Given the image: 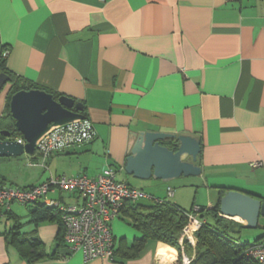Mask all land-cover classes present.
<instances>
[{"label":"crops","instance_id":"1","mask_svg":"<svg viewBox=\"0 0 264 264\" xmlns=\"http://www.w3.org/2000/svg\"><path fill=\"white\" fill-rule=\"evenodd\" d=\"M0 50L7 52L1 71L11 77L0 94V117L7 116L9 92L19 82L82 103L95 133L52 153L44 165L35 149L26 162L29 174L9 183L1 176L3 184L26 188L49 174L95 177L111 167L116 180L183 210L212 208L228 189L264 200V0H0ZM140 131L199 137L200 174L166 182L126 173L133 133ZM189 186L201 192L199 200ZM47 197L82 202L76 192ZM25 207L28 231L46 255L34 264H182L183 256L194 255V248L178 253L153 239L133 258L84 261L80 251L65 256L64 248L55 254L57 221L35 222V206ZM259 220L255 236L264 232ZM110 224L114 248L140 236L124 213ZM0 264H27L4 234Z\"/></svg>","mask_w":264,"mask_h":264},{"label":"built area","instance_id":"2","mask_svg":"<svg viewBox=\"0 0 264 264\" xmlns=\"http://www.w3.org/2000/svg\"><path fill=\"white\" fill-rule=\"evenodd\" d=\"M6 51L2 52L5 56ZM94 130L87 118L75 119L68 123L51 126L36 143V152L43 161L52 153L64 150L71 145L82 144L94 138ZM20 143L24 140L16 138ZM261 162H251V167L259 166ZM76 192L81 199L78 205H64L47 197L51 191ZM167 195L172 190L167 188ZM146 198L156 202V199L145 192L115 179V171L110 167L95 176L80 175L66 177L49 174L41 183L27 188H18L0 183V207L7 210L13 202L21 204L42 200L48 206L57 208L64 229L63 241L67 246L68 255L78 250L84 261L92 259H113L114 237L111 231V221L119 216L120 208L127 200L137 201ZM201 208L193 207L187 214V222L182 229L179 242L182 239L195 244V232L200 228L202 219L198 216ZM246 253L256 258L259 264H264V234L249 245ZM65 255V256H68ZM190 259L183 256L182 264H188Z\"/></svg>","mask_w":264,"mask_h":264},{"label":"water","instance_id":"3","mask_svg":"<svg viewBox=\"0 0 264 264\" xmlns=\"http://www.w3.org/2000/svg\"><path fill=\"white\" fill-rule=\"evenodd\" d=\"M11 77L0 71V94ZM9 110L16 130L22 135L20 143L2 131L0 157L32 155L36 143L55 125L84 118L83 105L65 95L54 97L42 89H20L11 94ZM135 142L126 156L124 170L139 179L169 181L179 176H195L201 172L197 158L200 138L192 134L162 131L133 133ZM218 211L222 217L238 216L244 228H256L264 217V200L236 189H228L219 197Z\"/></svg>","mask_w":264,"mask_h":264},{"label":"trees","instance_id":"4","mask_svg":"<svg viewBox=\"0 0 264 264\" xmlns=\"http://www.w3.org/2000/svg\"><path fill=\"white\" fill-rule=\"evenodd\" d=\"M4 57L0 50V70H4ZM30 88H34V86H25L19 84V82H14L12 85L7 100V116L0 117V138H2V131H8L12 138L21 136L14 126V120L10 115L8 103L12 93L20 89ZM53 96L57 97L56 94ZM8 121L9 123H7ZM224 191H220V196ZM218 201L219 199L212 208L200 206L201 210L198 216L202 219V224L195 232L194 255L188 264H259L258 260L248 255L246 251L248 246L258 241L264 232L260 236H255L252 243L240 240L234 236L232 232L238 230L237 228H244L243 224L222 217L218 211ZM24 205L35 206V208L30 209V214L35 222L46 219H55L57 221L58 231L55 237V254L64 248L66 251L64 254L68 255L67 246L63 241L64 229L60 221V212L57 208L48 206L41 200ZM192 209L193 207L189 210H183L165 199H162L160 202L150 200L148 203L125 201L120 208V213H124L130 219V225L140 233V236L133 238L126 245L120 240V245L114 248L113 254L133 258L148 239L161 241L175 248L178 253L182 251L189 253L192 245L186 239L180 243L179 235L187 222V214ZM11 213V208L5 210L0 207V215L6 217V220H12V226L5 228L3 232L6 242L26 260L27 264H34L36 261L43 259L46 256L43 252V245L34 230L28 231L23 236L20 235L18 228L22 224ZM53 256L54 253L50 257Z\"/></svg>","mask_w":264,"mask_h":264},{"label":"rangeland","instance_id":"5","mask_svg":"<svg viewBox=\"0 0 264 264\" xmlns=\"http://www.w3.org/2000/svg\"><path fill=\"white\" fill-rule=\"evenodd\" d=\"M5 87L6 86H4V88ZM27 158H28V154H26V153H23L19 156L0 157V177L4 176L6 183L16 182L15 179L22 180L23 178H25L24 174L26 173L28 175L30 169H33V168L26 165V162L28 161ZM174 179H176V178H174ZM146 180H148V179H146ZM146 180H144V181H146ZM169 181H171V180H169ZM188 188L192 189L193 196H196L197 199L199 200V197L201 196V194H200L201 192L195 193V188H192L191 186H189ZM143 202H145V201H143ZM195 206H197V205L195 204L193 207H195ZM10 208L12 209V211L17 216H20L19 220L22 223V225L19 226L18 233H20V235H22V236L27 234L28 233V227L25 224V222L28 221V207H25V205H23V204L14 202L11 204ZM8 222H9L8 219L7 220L6 219H0V235L3 236V232H4L5 228L12 226V225H4V223H8ZM259 222L264 223V219L260 218ZM237 229H238V231L232 232L233 235L238 237L240 240H246L250 243L253 242L255 235H257V233L262 230L260 227L251 228V229H248V228H237ZM181 233H182V230L180 232V235H181ZM180 235H179V240H180ZM184 239H182V241ZM182 241H181V243H182ZM194 246H195V244H193L191 246V248H194Z\"/></svg>","mask_w":264,"mask_h":264},{"label":"bare ground","instance_id":"6","mask_svg":"<svg viewBox=\"0 0 264 264\" xmlns=\"http://www.w3.org/2000/svg\"><path fill=\"white\" fill-rule=\"evenodd\" d=\"M234 217H237L239 220H241L238 216H234ZM242 221V220H241Z\"/></svg>","mask_w":264,"mask_h":264},{"label":"flooded vegetation","instance_id":"7","mask_svg":"<svg viewBox=\"0 0 264 264\" xmlns=\"http://www.w3.org/2000/svg\"><path fill=\"white\" fill-rule=\"evenodd\" d=\"M1 71V70H0Z\"/></svg>","mask_w":264,"mask_h":264}]
</instances>
